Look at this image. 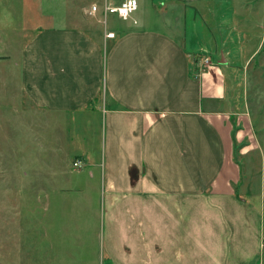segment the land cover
<instances>
[{
    "label": "crops",
    "instance_id": "0c3cea01",
    "mask_svg": "<svg viewBox=\"0 0 264 264\" xmlns=\"http://www.w3.org/2000/svg\"><path fill=\"white\" fill-rule=\"evenodd\" d=\"M172 2L153 0L160 29L133 14L118 17L123 26L107 27L106 17L95 31L57 23L23 43L19 69L28 99L68 122L80 118L83 127L99 117L103 123L102 251L93 252L90 230L78 224L83 215L60 208L43 242L51 264L261 263L262 207L237 193L235 146L252 139L248 114L236 113L230 102L225 58L200 73L198 54L211 48V37L203 39L196 19L189 30V3L178 4L187 8L182 20L173 16ZM236 115L244 127L235 134ZM75 158L83 162L74 170L78 186L84 178L94 181V171L86 176V159Z\"/></svg>",
    "mask_w": 264,
    "mask_h": 264
},
{
    "label": "rangeland",
    "instance_id": "374dc122",
    "mask_svg": "<svg viewBox=\"0 0 264 264\" xmlns=\"http://www.w3.org/2000/svg\"><path fill=\"white\" fill-rule=\"evenodd\" d=\"M123 1L27 0V8H5L19 2L24 5V0H0V37H4L0 38V264H51V252L45 251L48 245L43 242L60 208L64 215H83L78 224L90 230L93 252L102 251L107 203L99 156L103 149L101 118L83 127L80 118L68 122L37 108L21 89L19 59L24 41L57 23H75L95 31L105 26L107 17V27L113 21L123 26L116 14L104 11L106 5L118 6ZM174 1L173 16L183 20L189 5V30L196 19L203 39L211 37L207 41L211 48L199 57H209L214 65L225 58L230 102L236 113L248 114L244 118L252 139L236 141L235 146L241 176L237 193L262 207L264 228V0ZM138 2L133 16L147 20L153 28H163L153 19V0ZM198 2L202 18L195 16ZM239 117L232 119L235 134L244 127L237 124ZM72 141L76 147L69 145ZM244 150L246 154L241 155ZM76 156L86 159V176L91 171L96 176L94 181L81 179V187L74 170L82 168L75 166L82 161ZM68 198L78 203L65 201L61 206L60 200ZM71 223L77 232L78 224L68 219L67 225ZM260 264H264V249Z\"/></svg>",
    "mask_w": 264,
    "mask_h": 264
},
{
    "label": "built area",
    "instance_id": "2783aa9c",
    "mask_svg": "<svg viewBox=\"0 0 264 264\" xmlns=\"http://www.w3.org/2000/svg\"><path fill=\"white\" fill-rule=\"evenodd\" d=\"M139 9L138 0H124L118 6L106 5L104 8L105 14H116L122 20H129L132 15ZM93 13L98 11V7L94 6L92 8ZM212 66H214L213 61L209 57H201L199 62L200 73L208 71ZM75 166H83V162H76Z\"/></svg>",
    "mask_w": 264,
    "mask_h": 264
}]
</instances>
